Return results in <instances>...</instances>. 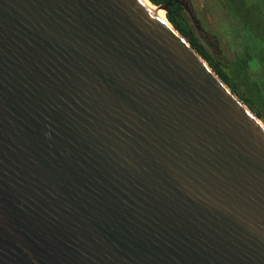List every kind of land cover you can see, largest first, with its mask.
<instances>
[{
	"label": "water",
	"instance_id": "95a60500",
	"mask_svg": "<svg viewBox=\"0 0 264 264\" xmlns=\"http://www.w3.org/2000/svg\"><path fill=\"white\" fill-rule=\"evenodd\" d=\"M0 264H264V124L142 0H0Z\"/></svg>",
	"mask_w": 264,
	"mask_h": 264
},
{
	"label": "trees",
	"instance_id": "16d2710c",
	"mask_svg": "<svg viewBox=\"0 0 264 264\" xmlns=\"http://www.w3.org/2000/svg\"><path fill=\"white\" fill-rule=\"evenodd\" d=\"M149 1L154 6L170 2ZM180 1L173 0L168 7L166 17L169 24L264 124V2L215 0L218 9L228 17L230 30H227L232 33L226 37L232 54L219 55L208 51L197 37L195 27ZM198 21L203 27V22Z\"/></svg>",
	"mask_w": 264,
	"mask_h": 264
},
{
	"label": "rangeland",
	"instance_id": "374dc122",
	"mask_svg": "<svg viewBox=\"0 0 264 264\" xmlns=\"http://www.w3.org/2000/svg\"><path fill=\"white\" fill-rule=\"evenodd\" d=\"M264 2V0H262ZM195 16L203 22L204 33L199 34L195 29L197 37L210 52L216 54H232V49L227 43L228 17L218 9L215 0H190ZM236 28V26H235ZM226 30V31H225ZM230 30V29H229Z\"/></svg>",
	"mask_w": 264,
	"mask_h": 264
},
{
	"label": "bare ground",
	"instance_id": "6f19581e",
	"mask_svg": "<svg viewBox=\"0 0 264 264\" xmlns=\"http://www.w3.org/2000/svg\"><path fill=\"white\" fill-rule=\"evenodd\" d=\"M143 3L150 9V11L164 24L168 25L171 27V25L169 24L166 15L162 12H158V10L156 9V7L150 3V1L148 0H142Z\"/></svg>",
	"mask_w": 264,
	"mask_h": 264
},
{
	"label": "flooded vegetation",
	"instance_id": "af4514ba",
	"mask_svg": "<svg viewBox=\"0 0 264 264\" xmlns=\"http://www.w3.org/2000/svg\"><path fill=\"white\" fill-rule=\"evenodd\" d=\"M172 1H173V0H172ZM181 1H183V0H181ZM181 1H180V2H181Z\"/></svg>",
	"mask_w": 264,
	"mask_h": 264
}]
</instances>
